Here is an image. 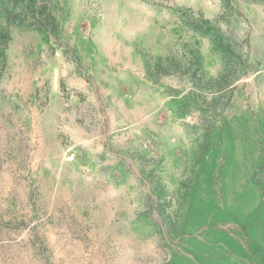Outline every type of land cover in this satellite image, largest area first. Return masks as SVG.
I'll return each instance as SVG.
<instances>
[{"label": "rangeland", "instance_id": "374dc122", "mask_svg": "<svg viewBox=\"0 0 264 264\" xmlns=\"http://www.w3.org/2000/svg\"><path fill=\"white\" fill-rule=\"evenodd\" d=\"M107 1L0 0V264H264V0H120L112 69Z\"/></svg>", "mask_w": 264, "mask_h": 264}, {"label": "crops", "instance_id": "0c3cea01", "mask_svg": "<svg viewBox=\"0 0 264 264\" xmlns=\"http://www.w3.org/2000/svg\"><path fill=\"white\" fill-rule=\"evenodd\" d=\"M100 8L101 14H99V17L101 18H97V21L101 23L102 26L91 39L95 41L94 44H97V48L104 52L103 60L95 53V56L99 57L97 61L99 63L104 62L108 66V69H112V67L118 63L120 57H127L128 60H130L129 57L131 54L134 55V52L131 43L127 40L130 38V35L124 34V39H120L123 42L116 43L118 39L114 38V34L111 31L113 25H121V19L126 15V13L120 9V0H109L106 3H100ZM129 12L128 9V13ZM128 18L129 16L126 17L127 23L130 22Z\"/></svg>", "mask_w": 264, "mask_h": 264}]
</instances>
